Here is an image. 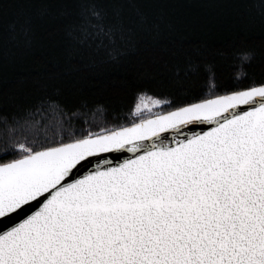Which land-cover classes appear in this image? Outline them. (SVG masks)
<instances>
[{
	"label": "water",
	"instance_id": "95a60500",
	"mask_svg": "<svg viewBox=\"0 0 264 264\" xmlns=\"http://www.w3.org/2000/svg\"><path fill=\"white\" fill-rule=\"evenodd\" d=\"M0 264H264V85L0 165Z\"/></svg>",
	"mask_w": 264,
	"mask_h": 264
},
{
	"label": "trees",
	"instance_id": "16d2710c",
	"mask_svg": "<svg viewBox=\"0 0 264 264\" xmlns=\"http://www.w3.org/2000/svg\"><path fill=\"white\" fill-rule=\"evenodd\" d=\"M262 85L264 0H0V165Z\"/></svg>",
	"mask_w": 264,
	"mask_h": 264
},
{
	"label": "rangeland",
	"instance_id": "374dc122",
	"mask_svg": "<svg viewBox=\"0 0 264 264\" xmlns=\"http://www.w3.org/2000/svg\"><path fill=\"white\" fill-rule=\"evenodd\" d=\"M162 104L158 101H154L149 97L141 96L135 107L134 113L137 115H147L149 112H154L156 109L160 108ZM151 114V113H149Z\"/></svg>",
	"mask_w": 264,
	"mask_h": 264
},
{
	"label": "bare ground",
	"instance_id": "6f19581e",
	"mask_svg": "<svg viewBox=\"0 0 264 264\" xmlns=\"http://www.w3.org/2000/svg\"><path fill=\"white\" fill-rule=\"evenodd\" d=\"M160 100V99H159Z\"/></svg>",
	"mask_w": 264,
	"mask_h": 264
}]
</instances>
